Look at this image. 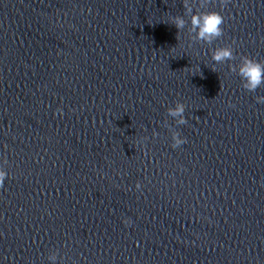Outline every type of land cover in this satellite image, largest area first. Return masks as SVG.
Listing matches in <instances>:
<instances>
[{
    "label": "clouds",
    "instance_id": "9594fccd",
    "mask_svg": "<svg viewBox=\"0 0 264 264\" xmlns=\"http://www.w3.org/2000/svg\"><path fill=\"white\" fill-rule=\"evenodd\" d=\"M195 0H183L184 15H176L172 17L171 24L176 27L178 34L183 31L186 26L189 33V37L192 41L204 42L212 44L213 41L219 39L224 34L223 25L225 18L221 12L215 10H204L206 8L208 0H199V7L194 11L193 3ZM230 0H220L221 7L225 6ZM185 16L189 19L186 20ZM177 34V36H178ZM212 61L216 64H225L226 62L234 61L236 55L231 44L216 47L211 53ZM239 64H229V70L240 77L242 87L248 92L255 93L257 89L264 87V61L258 60L250 55H240ZM258 103H264V96H257ZM58 112L62 110L58 109ZM186 106L183 102H175L173 107L167 108V115L174 118L177 125H184L187 123L185 118ZM157 133L153 132V136ZM172 148H177L185 144L186 138H182L178 131H172ZM7 163V161H5ZM7 172L0 167V187H3ZM141 187L140 183L136 184V188ZM125 224H130V220H125ZM50 261L55 262L57 257L50 255L48 257Z\"/></svg>",
    "mask_w": 264,
    "mask_h": 264
}]
</instances>
